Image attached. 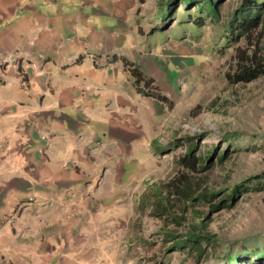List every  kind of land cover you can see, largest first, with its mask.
<instances>
[{
  "label": "crops",
  "instance_id": "1",
  "mask_svg": "<svg viewBox=\"0 0 264 264\" xmlns=\"http://www.w3.org/2000/svg\"><path fill=\"white\" fill-rule=\"evenodd\" d=\"M130 2L0 0V264H121L100 229L131 214L159 115L124 65Z\"/></svg>",
  "mask_w": 264,
  "mask_h": 264
},
{
  "label": "rangeland",
  "instance_id": "2",
  "mask_svg": "<svg viewBox=\"0 0 264 264\" xmlns=\"http://www.w3.org/2000/svg\"><path fill=\"white\" fill-rule=\"evenodd\" d=\"M130 1L141 39L137 51L141 62L134 64L144 78L154 80L170 105L152 97L159 115L151 132L153 141L149 148L142 142L137 154L143 172L140 193L131 200V214L102 225L101 233L116 248L121 264H222L226 256L237 252L264 254V75L249 82H232L227 77L236 69V49L246 48L245 39L233 40L226 28L241 0H224L219 19L204 16L201 26L180 20L186 9L180 1ZM169 2L174 13L163 19L161 12ZM190 12L196 15L197 9ZM261 27L264 50V11ZM154 58L162 70L157 73L145 65ZM190 150L203 165L192 173L199 190L215 194L210 203L229 198L208 213L204 233L213 239L199 256L186 250L168 252L171 241L164 238L168 231L185 233L186 225L201 214L194 217L189 209L182 214L178 206L184 200L173 193L169 204L174 212L163 213L155 195L158 190L164 194V186L184 170L179 158ZM252 176L260 177L245 183ZM234 187L232 198L229 193ZM210 203L194 202L203 212ZM174 216H185V220L177 225ZM251 257L250 264H264V259ZM245 258L242 261L249 264Z\"/></svg>",
  "mask_w": 264,
  "mask_h": 264
},
{
  "label": "trees",
  "instance_id": "3",
  "mask_svg": "<svg viewBox=\"0 0 264 264\" xmlns=\"http://www.w3.org/2000/svg\"><path fill=\"white\" fill-rule=\"evenodd\" d=\"M171 4L180 1L185 4V12L180 17V20H186L190 23H194L195 26H201L204 24V16L209 19L218 20L220 13V5L224 0H170ZM170 2L167 4L168 8L162 10L161 17L165 19L168 14L173 12V6ZM195 7L197 14L193 15L191 9ZM264 3L258 2V0H241L238 7H236L231 16L227 19L226 28L229 36L233 40H237L239 37H243L246 41V48L236 49V69L232 74H228V79L232 82H249L257 77L264 75V50L261 47V41L263 37L262 21H263ZM195 16V17H194ZM193 17V18H192ZM124 64L127 65L128 71L133 78V82L136 86V90L143 96H150L158 101L169 103L170 100L164 94L156 90L154 80L150 77H143L138 67L125 60ZM151 89H155L151 92ZM206 158V157H205ZM210 157H207L208 161ZM180 165L184 168L177 176L173 177L169 184L165 185V193L162 194L161 190L155 194L158 201H161V211L163 213L171 214L172 204H169L170 195L176 194L180 199H183L182 203L179 201V208L182 214L186 210L193 214L194 217H198L196 222H191L186 225V231L183 234H174L171 231L165 232L164 241H171V244L166 247L168 252L171 251H193L197 252L198 256L207 252V246L210 240L213 239L212 235L205 234L204 231L207 227L208 213L216 209L224 200L229 198H220L217 202L213 201L215 194L213 192H203L199 190L197 182H193L194 178L192 173L199 172L203 168L200 158L190 150L187 154L179 158ZM208 167V166H205ZM260 176H252L250 179L245 180V183H249ZM234 187L231 189L229 196H235ZM198 199L210 203V208L206 211L198 210L195 207L194 202ZM186 201V202H185ZM187 201L191 202L187 204ZM170 205V206H169ZM181 214V215H182ZM200 219V220H199ZM174 220L177 225L182 224L185 220V216H174ZM255 257L258 261L264 259V254L259 251L243 255V252H237L232 255L226 256V261L222 264H244L243 258L250 264L249 259ZM253 264V263H252Z\"/></svg>",
  "mask_w": 264,
  "mask_h": 264
}]
</instances>
